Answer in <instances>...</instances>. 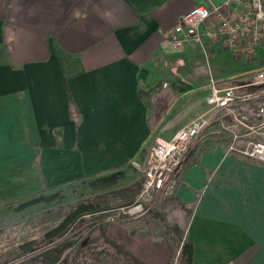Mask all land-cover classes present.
<instances>
[{
  "label": "crops",
  "instance_id": "obj_1",
  "mask_svg": "<svg viewBox=\"0 0 264 264\" xmlns=\"http://www.w3.org/2000/svg\"><path fill=\"white\" fill-rule=\"evenodd\" d=\"M204 3L0 0V202L141 168L158 138L206 114L212 87L231 85L235 73L205 84L201 46L162 48L166 33ZM206 32L204 47L220 68L226 54L252 60ZM256 57L264 64V46ZM228 137L216 123L197 140L175 194L161 215L151 213L162 219L158 235L144 218L107 234L146 264H172L186 241L194 264H264V163L229 153Z\"/></svg>",
  "mask_w": 264,
  "mask_h": 264
},
{
  "label": "built area",
  "instance_id": "obj_2",
  "mask_svg": "<svg viewBox=\"0 0 264 264\" xmlns=\"http://www.w3.org/2000/svg\"><path fill=\"white\" fill-rule=\"evenodd\" d=\"M202 1L205 3L182 16L177 26L166 33L162 48L165 51L193 46L205 49L201 29L206 27L205 37L209 41L223 40L235 55L253 59L264 46V0ZM207 103L206 114L194 119L173 138L155 141L144 167L142 193L134 204L120 211L143 218L157 204L169 200L176 192L197 140L216 123L231 138L229 153L264 163V143L246 139L256 134L260 129L258 122L264 121V69L248 84L213 86Z\"/></svg>",
  "mask_w": 264,
  "mask_h": 264
},
{
  "label": "trees",
  "instance_id": "obj_3",
  "mask_svg": "<svg viewBox=\"0 0 264 264\" xmlns=\"http://www.w3.org/2000/svg\"><path fill=\"white\" fill-rule=\"evenodd\" d=\"M230 84L235 83L232 81ZM125 167L119 166L109 171L85 176L69 185L89 181V186L94 192H107L117 188L121 180L125 179L126 173L123 171ZM66 187L45 189L29 197L1 204L0 207L4 208L23 202L15 208L16 212H20L38 204H52L61 198L60 192ZM142 190L143 181H139L128 188L78 201L70 208L68 216L56 228L48 231L43 238L38 241H28L16 248V258L24 260L17 264H58L59 262L61 264H146L113 240L101 225L95 226L97 228L77 239H69L68 236L86 224V217H97L110 210L114 203L122 202L124 206L134 204ZM100 216L106 217L105 214ZM96 220L95 218L93 221ZM172 229L166 226L168 233ZM48 246L50 248H47ZM68 249H71L70 254L72 255L62 259L63 253ZM193 262L194 247L191 242L186 241L181 249L178 264H194Z\"/></svg>",
  "mask_w": 264,
  "mask_h": 264
},
{
  "label": "rangeland",
  "instance_id": "obj_4",
  "mask_svg": "<svg viewBox=\"0 0 264 264\" xmlns=\"http://www.w3.org/2000/svg\"><path fill=\"white\" fill-rule=\"evenodd\" d=\"M196 54L198 56L197 61H198L200 79L205 84H210L212 81L214 82V80L217 79V75L219 74V72H224L225 76H228L229 74L233 75L235 73L230 80H233L235 83L248 84L252 82V79L256 75L257 72L264 69V64L256 63L258 62V60L260 61V58H257V57H256L257 59L253 58L249 62L243 61L246 64L245 68L242 67L241 69L237 70V72H235L238 66L243 65V62L239 60H233L231 56H229L228 54H226L227 60L225 62V65H223L221 68L219 67L218 64H215V61L213 60V55H211L208 48L207 49L200 48V51L196 52ZM219 86L220 87L229 86V84L225 83ZM257 126H259L257 128H260L258 132L256 134L247 136L246 139L249 141L264 143V121H262L261 123L258 122ZM244 132L245 131H243V133ZM228 140L230 143L231 138L229 139L228 137ZM150 153L145 161L144 166H142L141 168L135 167V169L130 168L129 170H126L127 172L125 173L128 174L129 176L128 180L130 181H128L129 184H127L126 179L121 180L120 182V184L122 185V186L120 185L121 187L119 186L107 192L99 193V192H94L91 189V187L89 186V181H84L81 183L68 185L66 188L61 190L60 192L61 198L52 204H38L25 211H20V212H16L15 208H17V206H19L20 204L22 205L23 202H20V203L18 202L14 205L4 207V208L0 207V264H17L18 262L24 261L23 259L16 258V252H15L16 248L26 243L27 241H32V240L38 241L41 238H43L44 235L49 230H53L54 228H56L66 218V216H68L70 212V208L74 206L78 201H81L83 199L90 198L93 196H97L103 193H110L111 191L124 189L126 188L125 185H128L127 186L128 188L134 185L135 183H138L139 181H143L144 180V167L150 157ZM38 192H35V193H38ZM35 193H31L29 195L19 197L16 199H23ZM12 200H7V201L4 200L5 202H0V205L7 203V202H11ZM167 201L168 200L160 204H157L152 210H150L146 214L145 217H143L144 219H146V223L155 224V226L152 225L153 227L152 230L155 235H158L160 233L161 230L159 227L161 225L160 223L162 222H160L161 220L159 219V217L158 219H155L153 216H151V213L157 210L158 214L161 215L163 211L162 207L159 210L157 208L161 206L162 204L166 203ZM123 207H127V206H124L122 202L114 203L112 204V208L110 210L103 213L106 215V217L100 216L103 214H99L97 215V217L96 216L86 217L85 219L87 221L86 224L80 230L75 231L71 233L70 235H68L69 239H77V237H80L81 235H86L93 229L97 228L95 226L101 225L103 228L106 229L110 227L111 225H116L118 223L136 221V220L142 219V218L131 217L129 215L124 214V212L120 211V208L122 209ZM111 215H114V216L113 218L110 219ZM95 218L97 220L93 221L95 220ZM153 220H157V221L154 222ZM124 227L126 229H129L128 225ZM165 232L166 234L168 233L166 229H165ZM64 238H67V237H64ZM127 244L126 246L128 247ZM52 245L50 246L52 247ZM50 246H48L47 248H50ZM122 247L125 249L124 246ZM162 247L165 248L166 245L163 244ZM70 253H71V249L66 250L63 253L62 259H66L70 255H72ZM141 258H143V256ZM58 264H61V263L59 262ZM172 264H178V258L176 259L175 257Z\"/></svg>",
  "mask_w": 264,
  "mask_h": 264
}]
</instances>
